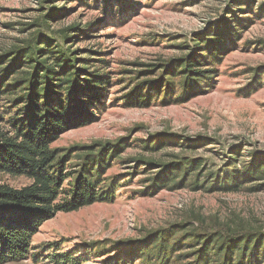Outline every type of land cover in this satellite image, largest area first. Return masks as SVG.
<instances>
[{"label": "trees", "instance_id": "1", "mask_svg": "<svg viewBox=\"0 0 264 264\" xmlns=\"http://www.w3.org/2000/svg\"><path fill=\"white\" fill-rule=\"evenodd\" d=\"M252 3L230 0L226 13L232 19L223 18L192 39L183 57L139 65L141 71L130 73L134 84L116 101L128 108H145L156 101L185 103L213 89L223 57L240 40L234 24L247 18L243 15L250 13ZM69 4L100 6L103 18H94L83 28L75 23L55 28L73 8ZM136 6L137 0H43L24 29L27 36L0 52V175L30 181L18 189L0 183V264L41 256L52 264H84L87 257L99 260L98 264H264V225L238 221L206 227L198 217L194 219L201 226L184 220L147 230L138 238L81 242L82 253L78 248L63 251V241L32 245L43 222L58 213L113 203L122 186L107 171L116 162L123 163L121 155L130 146L127 138L63 149L52 145L64 132L96 121L114 84L103 53L87 51L88 55L72 44L106 22L107 13L111 19L121 18ZM251 72L256 90L264 85V69ZM4 106L7 115L2 113ZM198 146L158 143L154 137L142 141L140 147L150 157L124 161L134 164L129 176H143L136 193L149 197L182 189L253 193L264 186V152L254 153L248 164L237 168L240 148L229 149L224 167L212 171L204 159L193 155ZM165 147L179 152L163 159L152 157Z\"/></svg>", "mask_w": 264, "mask_h": 264}, {"label": "rangeland", "instance_id": "2", "mask_svg": "<svg viewBox=\"0 0 264 264\" xmlns=\"http://www.w3.org/2000/svg\"><path fill=\"white\" fill-rule=\"evenodd\" d=\"M42 1L0 0V52L27 36L24 29H28L27 25L36 16ZM229 1L137 0L133 12L113 19L107 13L106 22L98 23L88 37L72 44L73 49L86 50L85 54L87 51L103 53L101 58L107 60L105 68L111 73L114 84L98 119L64 132L52 146L63 149L122 138H127L130 146L121 155L123 163L116 162L107 171L108 176L117 177L122 184L115 201L56 214L39 227L32 239L34 247L63 241L60 244L63 251L78 248L82 253L81 242L138 238L147 230L184 220H192L201 226L194 217L203 220L202 226L206 227L238 221L249 226L264 225V186L253 193H205L182 189L142 196L136 191L142 188L143 176H129L134 164L124 162L139 156L150 157L140 145L153 137L158 143L198 144L193 155L204 159L212 171L224 167L229 149L240 148L237 168L248 164L254 153L264 152V85L253 90L251 84V71L264 69V0H253L250 13L243 15L247 18L241 24H234L240 32V40L238 46L223 57L213 89L185 103L161 104L156 101L145 108H128L122 101H116L127 94L129 85L134 84L130 82L134 76L130 73L141 71L143 68L139 65L181 58L192 39H197L223 18L232 19L226 13ZM68 7L73 6L69 4ZM94 18H103L100 6H75L54 27L75 23L83 28ZM2 113L7 115L5 106ZM178 152L177 148L165 147L152 157L163 159L167 154ZM0 183L18 189L30 181L25 177L0 175ZM96 262L87 257L84 264H98ZM7 264L52 263L41 256L36 260L29 258Z\"/></svg>", "mask_w": 264, "mask_h": 264}]
</instances>
